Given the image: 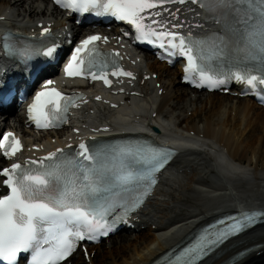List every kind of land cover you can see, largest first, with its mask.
<instances>
[{
	"label": "snow or ice",
	"instance_id": "6c2138e0",
	"mask_svg": "<svg viewBox=\"0 0 264 264\" xmlns=\"http://www.w3.org/2000/svg\"><path fill=\"white\" fill-rule=\"evenodd\" d=\"M55 3L74 12L95 10L97 15L110 14L133 26L138 41L164 49L170 55L178 53L186 57L184 79L195 82L196 87L215 89L228 79L251 88L264 87V0H55ZM170 3L197 5L203 19L217 27L201 38L169 29L153 18L161 13L151 10ZM182 27L181 23L171 26ZM48 31L43 29V33ZM99 40L100 36L83 40L64 71L68 77L100 80L111 87L109 65L95 43ZM53 52L49 48L44 54L51 56ZM21 55L27 56V50ZM229 63L232 70L225 73L223 69ZM249 65L259 67L250 72ZM110 74L132 77L131 72L115 68ZM75 106L72 97L46 86L36 94L28 111L38 128L47 129L66 122L69 107ZM0 149L6 157H14L22 151V143L8 133L0 140ZM78 149L67 155L64 149H56L0 171V176L5 177L3 184L9 189L7 195L0 197V264H18L21 254H28L27 264H63L80 242L107 236L117 221L141 207L157 183L155 174L168 164L171 156L169 150L152 145L92 148L80 143ZM117 209L122 215L110 221V215ZM260 219H264V209L220 219L208 225L166 264H201Z\"/></svg>",
	"mask_w": 264,
	"mask_h": 264
},
{
	"label": "bare ground",
	"instance_id": "6f19581e",
	"mask_svg": "<svg viewBox=\"0 0 264 264\" xmlns=\"http://www.w3.org/2000/svg\"><path fill=\"white\" fill-rule=\"evenodd\" d=\"M28 1L0 0V18L7 17L5 23L14 30L29 28L40 32L52 23L51 29L72 26L67 33L74 36L80 33L76 24L64 19V14L58 12L50 0ZM21 3H25L24 11L20 8ZM179 13H186L184 18L188 23L203 25L197 28L199 32L211 31L214 26L204 22L202 11L197 7L182 8ZM51 18L56 19L55 22ZM40 23H44L42 27H39ZM144 56L143 63L139 64L141 73L136 87L115 97L117 101L114 103L120 104L119 109L111 108L112 102L94 103L92 100V104L75 113L77 120L70 123V128L44 137L46 144L56 149L69 143L70 136L63 137L65 132L72 133L74 128L82 129L90 123L93 129L108 126L112 132L146 133L152 129L159 138L180 149L154 195L133 216L135 234L129 237L130 240H124L127 243L117 240L118 247L110 240L91 247L88 264H150L181 243L201 224L220 214L247 208L264 209V167L261 171L244 167L245 162L248 164L253 160L254 164L257 163L259 155L254 159L253 156L259 146H262L260 163L264 165V107L249 98L190 90L180 83L178 69L172 71L164 64L151 62L149 54ZM138 57L130 60L138 61ZM153 73L158 76L156 80L142 81L145 75ZM160 89L162 95H159ZM92 90L90 88L88 93ZM95 96L93 94V98ZM207 104L211 109L205 108ZM202 114L206 117L203 121ZM196 117L200 119L199 124L194 122ZM15 122L18 124L0 119V129L13 127L22 134L26 147L30 148L26 157L40 155L33 146L42 148L45 144L29 133L21 113L17 114ZM192 180H197L195 185ZM171 190L175 192L171 193ZM253 245H261V248L242 258V264H264V225L222 247L217 252L218 258L215 259L214 255L201 264H221ZM129 252L132 255L127 258ZM73 259L72 264L78 259L83 260L78 264H87L84 254L78 253Z\"/></svg>",
	"mask_w": 264,
	"mask_h": 264
},
{
	"label": "rangeland",
	"instance_id": "374dc122",
	"mask_svg": "<svg viewBox=\"0 0 264 264\" xmlns=\"http://www.w3.org/2000/svg\"><path fill=\"white\" fill-rule=\"evenodd\" d=\"M35 2V0H30V1H28V3H31V2ZM21 5V9H22V11H24V9H25V3H21L20 4ZM27 5H29V4H27ZM30 6V5H29ZM143 67H145V65L143 64ZM172 71H174V70H176V69H171ZM206 107H209L210 109H211V106H210V104L208 105H206L205 106V108ZM187 108V107H186ZM185 108V109H186ZM183 112V111H182ZM208 113V112H207ZM209 114V113H208ZM197 116H198V114H197ZM200 118H201V121H203L206 117H205V114H202V115H200ZM200 119L199 118H194V122H196V123H198L199 124V121ZM232 121V120H231ZM190 125H191V119H190ZM241 126V125H240ZM196 135H198V134H196ZM204 139H206L205 137H204ZM261 148H262V146H259V148H255V154H254V156H253V159L254 158H256V156H257V154L259 155V158H258V161H257V163L256 164H254V161L252 160L250 163H248V164H246V162H245V164H244V167H249V169H252V170H257V171H261L262 169L261 168H263L264 167V165L263 164H261L260 163V157H261ZM213 160V159H212ZM213 162H214V160H213ZM258 165H260V168H256V167H258ZM263 165V166H262ZM1 167V166H0ZM258 178H260V177H258ZM197 179V178H196ZM261 179V178H260ZM193 181V184L195 185V181H197V180H192ZM167 191V190H166ZM175 192V190H171V193H174ZM135 233L133 232V231H126V232H122V233H120V234H118V235H116V236H114V237H112L111 239H110V241H113V244H115L116 245V247H118L119 246V243L117 242V240L118 241H122L121 243H127L126 241H124V240H130L131 238H129L130 236H132V235H134ZM105 242V241H104ZM107 242V241H106ZM120 243V244H121ZM130 250H131V248H130ZM80 254H81V252H80ZM132 254L129 252L128 254H127V258H129L130 256H131ZM97 258H99V256H97ZM73 260L74 259H72V261H69L68 262V264H72V262H73ZM80 262H83V260H80V259H78V260H76V263L75 264H78V263H80ZM87 264H88V262H87Z\"/></svg>",
	"mask_w": 264,
	"mask_h": 264
}]
</instances>
